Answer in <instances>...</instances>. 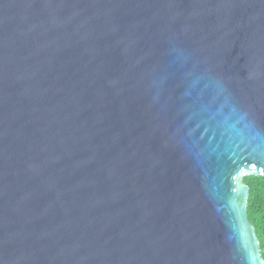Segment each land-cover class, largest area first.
Wrapping results in <instances>:
<instances>
[{
	"label": "water",
	"instance_id": "obj_1",
	"mask_svg": "<svg viewBox=\"0 0 264 264\" xmlns=\"http://www.w3.org/2000/svg\"><path fill=\"white\" fill-rule=\"evenodd\" d=\"M247 175L264 0H0V264H264Z\"/></svg>",
	"mask_w": 264,
	"mask_h": 264
},
{
	"label": "trees",
	"instance_id": "obj_2",
	"mask_svg": "<svg viewBox=\"0 0 264 264\" xmlns=\"http://www.w3.org/2000/svg\"><path fill=\"white\" fill-rule=\"evenodd\" d=\"M243 182L249 186L247 214L249 221L255 227L264 259V176L247 175L243 177Z\"/></svg>",
	"mask_w": 264,
	"mask_h": 264
},
{
	"label": "snow or ice",
	"instance_id": "obj_3",
	"mask_svg": "<svg viewBox=\"0 0 264 264\" xmlns=\"http://www.w3.org/2000/svg\"><path fill=\"white\" fill-rule=\"evenodd\" d=\"M252 167H253V168H255V167H256V165H255V164H253V165H252Z\"/></svg>",
	"mask_w": 264,
	"mask_h": 264
}]
</instances>
